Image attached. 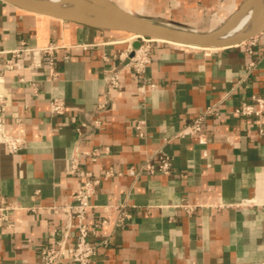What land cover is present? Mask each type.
<instances>
[{
	"label": "crops",
	"instance_id": "1",
	"mask_svg": "<svg viewBox=\"0 0 264 264\" xmlns=\"http://www.w3.org/2000/svg\"><path fill=\"white\" fill-rule=\"evenodd\" d=\"M109 1L144 17L208 29L246 0ZM133 37L0 0V51L22 42L58 46L57 81H46L44 60L37 70L22 63L5 74L4 130L25 146L11 154L0 143V202L18 207L12 229H0V264H40L41 249L54 244L51 232L70 223L69 206L88 179L71 174L73 158L92 178L113 171L96 186L87 212L89 224L106 221L91 238L98 245L91 264H264V117L234 114L264 94V34L252 52L248 44L209 51L154 43L145 78L156 89L145 100L120 59L134 47ZM113 68H121L118 88L105 81ZM54 98L65 100L63 115L51 114ZM199 116L203 130L192 136L186 128ZM94 120L99 129L82 127ZM138 120L146 122L144 138ZM161 152L172 159V174L143 170L146 162L157 166ZM121 204L132 218L117 227L113 206Z\"/></svg>",
	"mask_w": 264,
	"mask_h": 264
},
{
	"label": "built area",
	"instance_id": "2",
	"mask_svg": "<svg viewBox=\"0 0 264 264\" xmlns=\"http://www.w3.org/2000/svg\"><path fill=\"white\" fill-rule=\"evenodd\" d=\"M264 34V33H263ZM259 36L251 39L243 45L251 48L258 41ZM139 40L140 44L137 49L130 48L124 55H120V59L125 61L124 67L131 70L134 74L135 80L140 84L139 93L141 100H145L146 95L156 89V84L149 82L145 78V71L148 64L151 62L153 44L157 41L144 39L142 37H135ZM58 46L49 44L43 48H31L22 42L20 46L11 51H0V143L4 144L9 153L14 154L24 148L25 143L20 138L7 136L4 130V116L8 107V99L3 94L7 82L5 74L8 71H13L17 67L22 66V63H28L25 66L28 70H37L43 65V60L46 63L48 73L46 75L47 82H55L58 80V71L56 64L55 51ZM120 72L121 68H113L105 71V81L113 88L120 86ZM21 82L23 79L20 80ZM36 92V88L32 85ZM102 105L100 108H104ZM66 111V102L63 98H54L50 102V112L54 116L63 115ZM205 114L217 115L213 109H208ZM234 114L241 117L255 116L258 118L264 117V94L253 96L251 102H244L234 110ZM146 122L144 120L136 121L135 128L139 131L141 138L145 137L143 130ZM101 126L99 120H94L91 123H82L84 128L99 129ZM187 132L192 135H199L203 130V117L199 116L192 120L187 128ZM80 131V129H78ZM98 152L108 153L109 149H96L91 155ZM159 164L157 166L146 162L143 170L154 173L156 171L171 175L173 170L172 159L164 153L158 154ZM71 174L78 176H86L88 179L80 186L75 194V202L70 209V223L64 228H58L51 232V238L54 242L53 245H46L40 251L41 263L40 264H91L94 256L97 254L98 245L92 241V236L96 234L100 227L106 224L105 220L98 219L94 224L87 222V212L94 208L91 204V199L95 194L96 186L100 184L103 178H108L113 175V171L106 172L103 178H92L89 174H83L79 169V160L73 158L70 165ZM118 210L116 219V226L123 227L132 218V214L125 204L113 206ZM181 208L191 212L192 206L183 204ZM53 211L58 208L53 207ZM18 210V207L9 204L5 200L0 202V229L11 230L13 224L10 221L12 213ZM73 239V243H69V239Z\"/></svg>",
	"mask_w": 264,
	"mask_h": 264
},
{
	"label": "water",
	"instance_id": "3",
	"mask_svg": "<svg viewBox=\"0 0 264 264\" xmlns=\"http://www.w3.org/2000/svg\"><path fill=\"white\" fill-rule=\"evenodd\" d=\"M25 6L33 12L47 14L62 20L77 21L103 30H114L134 37L164 42L179 47L217 51L240 46L264 33V16L254 31L242 32L226 38L239 20L252 8L255 0L245 3L225 22L216 27L199 29L172 20H156L121 9L109 0H5ZM56 3L79 9V15L59 13ZM136 40L133 49L139 47Z\"/></svg>",
	"mask_w": 264,
	"mask_h": 264
},
{
	"label": "bare ground",
	"instance_id": "4",
	"mask_svg": "<svg viewBox=\"0 0 264 264\" xmlns=\"http://www.w3.org/2000/svg\"><path fill=\"white\" fill-rule=\"evenodd\" d=\"M57 5L58 3H56L55 6ZM229 9L230 7H228L226 11H228ZM57 11L59 10L57 9ZM59 13L69 14V15H79L80 12H79V9H75L72 7L70 8V10L63 11V12L59 11ZM263 16H264V0H255L250 11L247 12V14H245V16H243L239 20L238 24L234 27V29L231 32L226 34V38H232L235 35H238L242 32H247V31L250 32V31L256 30V28L258 27V23L263 18ZM212 21L213 20H211V22Z\"/></svg>",
	"mask_w": 264,
	"mask_h": 264
},
{
	"label": "rangeland",
	"instance_id": "5",
	"mask_svg": "<svg viewBox=\"0 0 264 264\" xmlns=\"http://www.w3.org/2000/svg\"><path fill=\"white\" fill-rule=\"evenodd\" d=\"M204 13H205V12H204ZM249 41H250V40H249ZM247 42H248V41H247ZM247 42H246V43H247Z\"/></svg>",
	"mask_w": 264,
	"mask_h": 264
}]
</instances>
